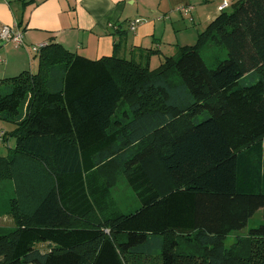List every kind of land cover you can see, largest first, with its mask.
I'll return each mask as SVG.
<instances>
[{
    "label": "trees",
    "instance_id": "obj_1",
    "mask_svg": "<svg viewBox=\"0 0 264 264\" xmlns=\"http://www.w3.org/2000/svg\"><path fill=\"white\" fill-rule=\"evenodd\" d=\"M228 5L153 68L156 49L91 60L49 42L36 71L0 78V264H264V221L224 243L264 218V0Z\"/></svg>",
    "mask_w": 264,
    "mask_h": 264
},
{
    "label": "crops",
    "instance_id": "obj_2",
    "mask_svg": "<svg viewBox=\"0 0 264 264\" xmlns=\"http://www.w3.org/2000/svg\"><path fill=\"white\" fill-rule=\"evenodd\" d=\"M190 1L0 0V25L15 23L23 35L21 45L0 44V78L36 71L31 47L49 42L91 60L115 54L142 61L144 50L156 49L157 55H150L148 64L157 66L164 56L174 54L177 46L193 44L197 33L220 12L211 7L213 4L195 8ZM179 3L192 7L188 14L177 9ZM179 18L187 25H175ZM134 19L140 22L131 30L129 23Z\"/></svg>",
    "mask_w": 264,
    "mask_h": 264
},
{
    "label": "rangeland",
    "instance_id": "obj_3",
    "mask_svg": "<svg viewBox=\"0 0 264 264\" xmlns=\"http://www.w3.org/2000/svg\"><path fill=\"white\" fill-rule=\"evenodd\" d=\"M223 1H228L230 4V2L233 0H231V1L230 0H212V1H208V2H204L203 0H191L190 3H191V5L193 4V6L213 4V6L211 5V7H213L215 10L219 11V6H220V4L223 3ZM180 4L183 5V3H179L177 5L180 6ZM197 6H195V8H201V6L200 7H197ZM211 7H208V9L210 10ZM230 9H231L230 6H227L225 8L226 11H229ZM175 11L173 12L174 15L177 14V11L176 12ZM184 18H186V17L184 16ZM174 23H175V25L179 24V26H180V25H184V24L187 25L188 22L186 20H183V18L182 19L179 18V20L175 21ZM163 44H164L163 47H166L165 46L166 42H163ZM162 50L164 52V49H162ZM157 52H158V50H156V52H154L152 55H154V54L157 55ZM126 58H128V57H126ZM159 63H160V61L158 62V64ZM151 64H153V63H151ZM150 67L153 68V67H156V65L154 64L153 66H150ZM35 70H36V68H35ZM13 127H14V124L11 123L10 121L0 119V130H3L6 132V134H5L6 135V141L0 142V155H6V153H8V151H9V149L12 148L15 144V138L11 137V135L9 134V132L13 129ZM113 188L114 189L112 190L111 195H112L114 201L116 203H118L121 207L125 206V208H123L124 211L131 210L135 206H138L133 192L130 190V188L128 187V185L124 181V179L120 178L119 181L117 182L116 186ZM11 191H12V186H11V183L8 182V180L7 181H0V201H2V202L6 201L7 198H9L12 195ZM263 221H264L263 210L260 208V209L256 210L254 212V214L248 219V222L245 225V227H243L239 231L234 230V231H231L230 233H228V235L226 236V238L224 240L226 247L231 246L236 241V238L238 236H240L242 238H245L246 236H248L249 229L257 227ZM11 225H13L11 217L5 213L0 214V234L4 233L6 231L4 228L10 227ZM239 245L240 244H237V246H239ZM41 247L44 248V246H41ZM241 250L243 251L245 249L243 247H241ZM138 259H139L138 263L146 264L145 259H142V258H138Z\"/></svg>",
    "mask_w": 264,
    "mask_h": 264
},
{
    "label": "built area",
    "instance_id": "obj_4",
    "mask_svg": "<svg viewBox=\"0 0 264 264\" xmlns=\"http://www.w3.org/2000/svg\"><path fill=\"white\" fill-rule=\"evenodd\" d=\"M229 4L228 1H223L222 4H220L219 6V11L225 9L227 5ZM191 6L190 5H180L179 7H177V9L180 11V12H183L185 14H188L189 11L191 10ZM140 22V19H134L133 21H131L129 23V28L131 30L135 29L137 23ZM12 43L14 45H21L22 42H23V35H22V32L17 28L16 24L14 23V25H7V24H3V25H0V44L2 43ZM44 44H40V45H33L31 47V51L33 52H37L38 49L43 46ZM1 60V58H0ZM3 136V131L0 130V140Z\"/></svg>",
    "mask_w": 264,
    "mask_h": 264
}]
</instances>
